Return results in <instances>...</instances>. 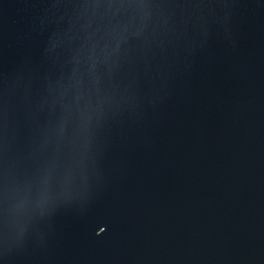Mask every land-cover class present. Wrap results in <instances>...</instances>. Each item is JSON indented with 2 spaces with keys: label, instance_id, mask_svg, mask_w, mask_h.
Instances as JSON below:
<instances>
[{
  "label": "water",
  "instance_id": "water-1",
  "mask_svg": "<svg viewBox=\"0 0 264 264\" xmlns=\"http://www.w3.org/2000/svg\"><path fill=\"white\" fill-rule=\"evenodd\" d=\"M0 264H264V0H0Z\"/></svg>",
  "mask_w": 264,
  "mask_h": 264
}]
</instances>
